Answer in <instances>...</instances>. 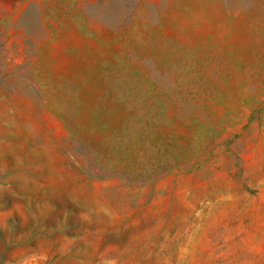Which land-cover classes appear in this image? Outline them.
Instances as JSON below:
<instances>
[{"label":"rangeland","instance_id":"rangeland-1","mask_svg":"<svg viewBox=\"0 0 264 264\" xmlns=\"http://www.w3.org/2000/svg\"><path fill=\"white\" fill-rule=\"evenodd\" d=\"M0 264H264V0H0Z\"/></svg>","mask_w":264,"mask_h":264}]
</instances>
